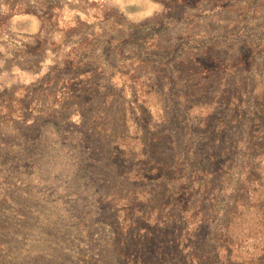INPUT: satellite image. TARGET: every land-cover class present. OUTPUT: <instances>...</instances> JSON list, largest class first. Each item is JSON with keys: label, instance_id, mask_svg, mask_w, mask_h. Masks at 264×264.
Wrapping results in <instances>:
<instances>
[{"label": "rangeland", "instance_id": "rangeland-1", "mask_svg": "<svg viewBox=\"0 0 264 264\" xmlns=\"http://www.w3.org/2000/svg\"><path fill=\"white\" fill-rule=\"evenodd\" d=\"M143 3L144 20L136 15L135 6L124 7L126 14L105 20V15H112L116 10L113 4H105L98 12L99 20L88 24L87 0H0V102L4 105L14 102L15 110L26 116L17 102L22 101L26 107L31 97L33 102L39 98L42 105L44 95L59 96L63 92V73L55 75L48 85H43V77L53 66L63 68L66 60L76 63L74 51H77L84 57L87 55L82 64L95 70L92 73L95 95L113 87L116 90L113 94L124 96L123 101L114 99L109 121L115 125L121 145L127 143L132 147L136 160H141L142 139L146 142L149 135L158 137L153 129L162 130L165 121L172 143L178 147L183 144L182 136L196 125V116L211 112L214 125L217 122L224 125H216L220 135L213 144L217 148L232 145L228 141L230 135L237 138L239 132L245 136L250 132L237 145L233 156L236 166L220 186L223 190L217 192L221 195L217 210L221 212L227 205L230 207L236 196L248 197L250 207L239 209L237 214L241 219L230 227L231 233L234 237H243L248 232L243 228L255 227L264 233L259 215L261 212L264 215V208H256L264 199V140L258 142L264 129L254 128L255 119L264 121V0H144ZM39 17L45 21L37 40L40 42L32 41L31 37V41H26L27 48H20L16 41L37 31L36 18ZM143 23L146 24L144 30L136 28ZM142 32L148 36L144 43L135 38ZM88 35L95 37L88 38ZM110 38L115 40L112 43L115 51L106 47ZM39 43L40 48L35 52L33 47ZM241 84L246 86L241 87ZM184 96L195 103L193 114L179 110L176 98ZM80 115L88 116L84 110ZM241 120L247 122L244 129L234 124ZM229 121L231 124L227 125ZM71 122L79 124L80 116H73ZM66 126L63 120L55 126L60 128L62 142L60 147H55L60 151L59 159L47 160L48 165L39 172L41 182H27L23 185L24 192L29 190L45 199L39 210L49 216L56 214L54 208L66 210L70 215L73 207H81L84 241L66 237L65 249L60 241L63 236L58 238L62 243L61 255L67 250L72 264L79 260V250L81 255H90V264H119L109 247L113 233L111 217L102 210L101 204L93 201L102 182L95 174L91 192L82 190L81 178L86 175L79 173V165L71 153L72 144L65 147V133L69 131ZM48 129L50 127L43 131ZM192 132L185 137V146L197 139ZM92 161H89L91 166ZM119 162L115 171L123 176L117 182L132 191L140 186L127 196L144 209L148 183L126 178L129 177L127 168L133 167L138 173L142 167L133 166L135 162L128 165ZM250 167L254 168L247 180L245 174L239 176V171L243 169L245 173L244 168ZM197 187L192 186L189 193H195ZM111 211L115 213L116 209ZM253 222L258 225L250 226ZM30 245L37 247L38 242ZM248 253L251 250L245 247L235 249L232 259Z\"/></svg>", "mask_w": 264, "mask_h": 264}, {"label": "trees", "instance_id": "trees-1", "mask_svg": "<svg viewBox=\"0 0 264 264\" xmlns=\"http://www.w3.org/2000/svg\"><path fill=\"white\" fill-rule=\"evenodd\" d=\"M87 1L88 24L99 20L98 12L105 4L116 7L112 15L103 17L105 20L113 19L117 14H126L124 7L130 6H135L136 15L144 20V0H133L132 3L131 0ZM36 20L37 33L18 39L16 42L20 48H27L26 41H31V37L34 42L39 39L45 21L42 17ZM73 20V24H76ZM82 22L85 21L82 19ZM144 25L140 24L136 28L144 30ZM94 37L88 35V38ZM135 38L144 43L148 36L142 32ZM113 42L115 40L110 38L106 47L115 51ZM40 45L36 44L33 50L36 52ZM74 54L76 63L66 60L63 68L53 66L43 77V85H48L50 79L63 73V92L59 96L44 95L42 105H39V98L33 102L31 97L26 107L22 101L17 102L21 110L24 108L26 116L20 110H15L14 102L7 105L0 102V264H72L67 250L65 255H61L60 246L63 243L66 249V237L83 241V237H86L80 206L73 207L69 211L70 215L66 210L54 208L56 214L49 216L39 210L45 199L36 197V193H29V190L28 193L24 192L23 185L27 182H41L39 172L48 165L47 160L59 159L60 151L55 147H60L62 142L59 140L60 128L56 127L62 120L69 128L65 133V147L67 149V145L72 144L71 153L79 165V173L86 175L81 178L82 190L91 192L95 174L102 182L97 189L99 194L93 197V201L101 204L102 210L111 217L113 233L109 247L119 264H264V233L258 231L257 227L243 228L244 232L248 230L246 235L234 237L230 229L241 219L240 214H237L239 209L250 207L247 205L251 202L249 198L236 196L230 207L227 205L221 212L217 210L221 200L217 192L223 190L220 186L236 166L233 156L237 145L250 132L246 136L239 132L237 138L230 135L228 141L232 145L217 148L213 144L220 135L216 132V125L223 124L217 122L214 125L211 112H206L202 117L195 114L198 118L196 125L188 129L185 135L181 134L183 144L175 147L165 121V129H153L158 137L149 135L146 142L142 139L139 150L141 160H136L132 147L127 143L121 145L122 139L117 135L115 125L109 121L108 113L110 107L114 106V99L117 97L123 101L124 96L117 92V96L113 94L116 91L113 87H108L99 96L95 95L97 91L92 83L95 70L82 64L87 55L84 57L77 51ZM244 86L241 84V87ZM176 101L179 110L184 111L182 113L193 114L192 110L196 106L193 101L185 99V96L181 99L177 97ZM70 109L72 111L68 112ZM83 110L88 114L87 117L80 115ZM77 115L80 116V122L73 124L71 119ZM254 122V128L264 129L261 118ZM230 124L231 121L227 125ZM234 124H238L240 129L247 126L245 120ZM47 127L50 130L43 131ZM232 129L235 130V127ZM192 130L197 139L185 146V137L193 133ZM260 140H264V131L258 142ZM194 146L197 149H192ZM90 160H93L92 166L89 165ZM118 162L127 165L135 162L133 166L142 167L138 173L133 167L127 168L129 177L126 178L148 183L144 209L133 204L134 200L127 196V193H135L140 186L134 187L132 191L125 184L117 182L123 176L115 171ZM252 168H244L245 173L242 169L239 176L245 174L247 180ZM196 185V192L189 193L191 187ZM260 201L262 203L256 208L263 209L264 199ZM113 208L116 209L115 213L111 211ZM260 214L264 226L263 212ZM257 225V222H253L250 226ZM59 237H62V243ZM31 242H38V246H31ZM241 247L250 249L251 253L232 259L233 251ZM81 252L79 250L80 258L74 264H90V255H81Z\"/></svg>", "mask_w": 264, "mask_h": 264}]
</instances>
